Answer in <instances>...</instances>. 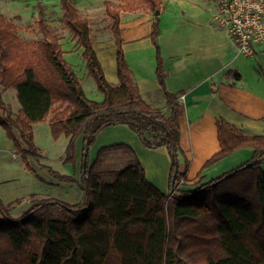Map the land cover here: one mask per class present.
<instances>
[{"label": "trees", "instance_id": "16d2710c", "mask_svg": "<svg viewBox=\"0 0 264 264\" xmlns=\"http://www.w3.org/2000/svg\"><path fill=\"white\" fill-rule=\"evenodd\" d=\"M163 0H143L156 13L152 40L157 51V76L170 116L141 95L123 47L121 11L107 1L117 48L119 82L107 79L98 56L89 18L75 0H61L65 23L82 47V57L102 101L88 97L80 77L65 58L61 37L52 33L39 7V29L44 39L36 51L24 50L14 34L15 24L0 13V86L14 88L20 108L15 119L0 114V125L14 141L25 166L45 158L35 142L33 124L50 119L54 139L68 136L65 162L76 160V142L83 136L89 150L106 127L126 123L148 148L166 146L172 157L170 181L174 192L153 184L138 155L125 144L99 150L90 164H82V203L57 197L41 199L14 218L0 198V264H264V133L248 135L217 117L221 150L206 166L245 147L253 158L193 189H182L179 171L181 102L167 90L166 71L158 36ZM239 75V74H238ZM3 104L0 103V106ZM17 128L20 137L16 135ZM25 146H23V143ZM131 150L129 164L113 172L115 180H101L95 167L107 149ZM58 178L73 176L50 169Z\"/></svg>", "mask_w": 264, "mask_h": 264}, {"label": "crops", "instance_id": "0c3cea01", "mask_svg": "<svg viewBox=\"0 0 264 264\" xmlns=\"http://www.w3.org/2000/svg\"><path fill=\"white\" fill-rule=\"evenodd\" d=\"M140 1L128 0V7L121 9L125 56L142 97L151 106L162 109L168 117L171 110L158 80L157 51L151 37L156 13ZM221 3L222 0L162 1L158 42L164 59L167 90L177 94L181 102L183 153L179 158V171L185 179L180 186L182 189H193L222 176L254 156V149L245 147L206 166L207 161L221 150L218 116L248 135L264 133V44L257 45L253 55L240 53L220 21ZM95 47L107 79L118 84L115 41L110 40L101 46L95 43ZM80 49L83 51L82 47ZM17 107L19 110L20 106ZM51 117L52 114L47 120L33 124L35 142L40 148L37 129L45 127L51 131ZM104 134H107L106 138L100 140ZM62 138L70 139L64 134L59 137ZM118 143L127 145L138 155L153 184L165 193L171 192L173 162L166 146L148 148L128 124L118 123L100 131L93 150L98 154L101 148ZM0 150L8 151V162L0 168V198L6 205L31 199L29 210L45 198L47 185L58 186L71 195L77 192V181L58 180L55 183L37 170L32 159L30 163L34 171L28 169L14 141L1 125ZM121 150L130 155L126 161L129 162L131 150L126 147ZM14 158L20 162L11 163ZM262 167L264 169V164ZM52 169L77 179L73 168L64 172ZM19 199L21 201L17 203Z\"/></svg>", "mask_w": 264, "mask_h": 264}, {"label": "rangeland", "instance_id": "374dc122", "mask_svg": "<svg viewBox=\"0 0 264 264\" xmlns=\"http://www.w3.org/2000/svg\"><path fill=\"white\" fill-rule=\"evenodd\" d=\"M107 1H110L111 6L119 11L128 7L126 4L128 0H75L80 14L83 17L89 18L92 27V37L98 46L106 44L110 40L114 41L113 32L111 30L113 20L106 13ZM140 2L142 3L143 0ZM39 7H42L44 10L45 20L51 32L61 37V42L66 50L65 58L80 77L88 97L98 101L103 100L104 94L98 89L95 80L88 72L87 63L82 57L81 46L65 23L64 8L61 0H0V13L4 14L7 19L14 22L15 28L13 32L17 36V39L23 46L24 50H27L28 52L36 51L39 42L45 37L39 29ZM0 103L3 104L0 106V114L7 119H15L18 113L17 106H20L16 97V90L12 88L4 91L3 87L0 86ZM51 114L53 116V113ZM14 130L16 135L20 137L19 130L17 128H14ZM99 133L97 134L96 140ZM106 136L107 134L102 135L100 140H103ZM36 138L37 142L43 149L42 152L46 155L45 159L41 161L32 159L34 166L41 174L45 175L50 180H53L55 183H58V180H69L58 178L53 172H51L50 168L54 167L61 172L69 171L73 168L77 173L78 189L77 192H75V195H71L70 192L67 194L66 191L64 192V190L57 188L58 186L47 185L45 187V198L60 197L71 203H82L84 200V190L81 185V171L82 164H84V161L82 162L84 146L83 136H80L77 139L76 160L74 162H65L66 149L69 143L65 138L54 139L51 131L46 130L45 127H38ZM23 146H25L24 143ZM93 146L90 150L88 149L86 156L87 162V157L89 155L90 164L97 156V151L93 150ZM7 155L8 151L3 152L0 150V168L8 162ZM129 156L130 155H127V153L121 150V148L107 149L102 153L101 159L95 167V171L99 173L103 182L112 183L115 180L113 172L127 166L130 163L126 162ZM10 162L17 164L20 161L15 159L10 160ZM263 164L264 162L262 165ZM48 169L50 170V173H48ZM58 192H61L64 195L59 196ZM29 200L25 199L20 204L8 205L10 208V214L14 218L22 215L27 211L30 205ZM20 201V199L17 200V203Z\"/></svg>", "mask_w": 264, "mask_h": 264}, {"label": "built area", "instance_id": "2783aa9c", "mask_svg": "<svg viewBox=\"0 0 264 264\" xmlns=\"http://www.w3.org/2000/svg\"><path fill=\"white\" fill-rule=\"evenodd\" d=\"M219 18L240 53L253 55L264 44V0H222Z\"/></svg>", "mask_w": 264, "mask_h": 264}, {"label": "water", "instance_id": "95a60500", "mask_svg": "<svg viewBox=\"0 0 264 264\" xmlns=\"http://www.w3.org/2000/svg\"><path fill=\"white\" fill-rule=\"evenodd\" d=\"M160 11H157L156 14H158ZM88 146H86V150H85V159H84V164H86V156H87V153H88ZM174 192V182L173 184L171 185V193Z\"/></svg>", "mask_w": 264, "mask_h": 264}]
</instances>
